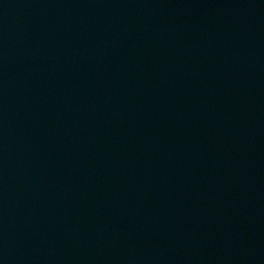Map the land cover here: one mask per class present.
Wrapping results in <instances>:
<instances>
[{"label": "water", "instance_id": "95a60500", "mask_svg": "<svg viewBox=\"0 0 264 264\" xmlns=\"http://www.w3.org/2000/svg\"><path fill=\"white\" fill-rule=\"evenodd\" d=\"M0 264H264V0H0Z\"/></svg>", "mask_w": 264, "mask_h": 264}]
</instances>
